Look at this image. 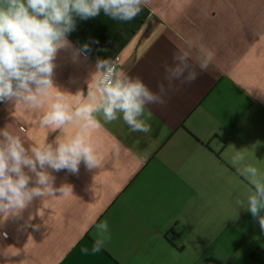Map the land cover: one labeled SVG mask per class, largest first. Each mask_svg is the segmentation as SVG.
Returning <instances> with one entry per match:
<instances>
[{
	"label": "crops",
	"instance_id": "0c3cea01",
	"mask_svg": "<svg viewBox=\"0 0 264 264\" xmlns=\"http://www.w3.org/2000/svg\"><path fill=\"white\" fill-rule=\"evenodd\" d=\"M68 39L53 83L70 103L101 76L98 59L120 57L119 74L154 92L163 84L165 104L145 106L148 134L130 132L122 116L105 124L98 113L103 126L90 139L100 166L49 169L53 186L71 191L37 198L18 217L0 215V264H264V230L236 203L255 194L237 169L256 167L254 179L264 183V0H148L130 22L76 18ZM85 44L86 56L75 57ZM201 45L215 53L206 72ZM174 52L199 73L192 83L165 79ZM39 115L0 102V129L26 148L53 142L60 131L33 123ZM236 152L244 159L232 165ZM101 221L110 240L83 255Z\"/></svg>",
	"mask_w": 264,
	"mask_h": 264
},
{
	"label": "clouds",
	"instance_id": "9594fccd",
	"mask_svg": "<svg viewBox=\"0 0 264 264\" xmlns=\"http://www.w3.org/2000/svg\"><path fill=\"white\" fill-rule=\"evenodd\" d=\"M147 3L148 0H0V102L14 101L26 111L39 112L33 123L48 131H60L53 142L26 148L19 135L0 129V215L18 217L37 198L71 191L67 185L55 188V177L49 169L77 174L81 163L89 170L100 166L90 139L91 133L103 126L98 113H102L105 124L122 116L130 132H152L151 125L140 117L145 116L147 104H165L163 84L154 92L139 77L121 72L117 78L111 61L99 59L96 67L104 69L103 75L93 76L86 96L76 93L74 105L53 83L54 61L61 49L72 48L68 37L76 29V18L87 20L103 13L114 21L130 22ZM89 50L85 44L74 56H86ZM201 52L199 72H206L215 53L204 45ZM188 59L186 53H173L175 64L165 65L169 83L182 77L181 83L197 79L199 73L190 69ZM151 115L147 111V118ZM69 125L77 126L71 136L65 132ZM243 159V152H236L231 163L235 165ZM257 171L252 165L242 171L237 169L254 186L255 194L246 203H236L251 213L264 230V183L254 179ZM93 223L100 234L90 249L81 247L83 255L100 253L111 238L106 221Z\"/></svg>",
	"mask_w": 264,
	"mask_h": 264
},
{
	"label": "built area",
	"instance_id": "2783aa9c",
	"mask_svg": "<svg viewBox=\"0 0 264 264\" xmlns=\"http://www.w3.org/2000/svg\"><path fill=\"white\" fill-rule=\"evenodd\" d=\"M112 65L116 67V73L115 76L119 78L120 73V66H121V58L117 57L113 62ZM104 69L102 70L101 76L103 75Z\"/></svg>",
	"mask_w": 264,
	"mask_h": 264
},
{
	"label": "trees",
	"instance_id": "16d2710c",
	"mask_svg": "<svg viewBox=\"0 0 264 264\" xmlns=\"http://www.w3.org/2000/svg\"><path fill=\"white\" fill-rule=\"evenodd\" d=\"M218 156L220 157V153H218Z\"/></svg>",
	"mask_w": 264,
	"mask_h": 264
}]
</instances>
